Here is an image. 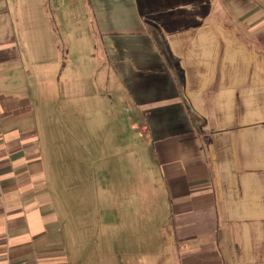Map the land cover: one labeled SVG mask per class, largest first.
I'll return each mask as SVG.
<instances>
[{
	"label": "crops",
	"instance_id": "0c3cea01",
	"mask_svg": "<svg viewBox=\"0 0 264 264\" xmlns=\"http://www.w3.org/2000/svg\"><path fill=\"white\" fill-rule=\"evenodd\" d=\"M86 1L106 79L135 106L134 151L149 146L156 170L149 186L104 175L92 192L111 199L108 220L72 219L29 53L30 15L50 33L45 0H0V264H264V0Z\"/></svg>",
	"mask_w": 264,
	"mask_h": 264
},
{
	"label": "rangeland",
	"instance_id": "374dc122",
	"mask_svg": "<svg viewBox=\"0 0 264 264\" xmlns=\"http://www.w3.org/2000/svg\"><path fill=\"white\" fill-rule=\"evenodd\" d=\"M88 6L86 0H45L50 33L44 26L45 19L30 15L29 53L38 61L35 68L42 82L40 108L44 115L39 130L51 180L65 202L70 198L69 190L78 201L73 220H95L97 216L108 220L105 203L111 204V199L106 201L103 193L92 192L94 186L108 179L103 176L110 175L109 186L113 187L123 181L124 174L132 181L141 172L142 184L149 186L156 167L149 146L143 145L141 155L134 151L138 147L134 139L136 121L131 128L128 112L135 106L117 80L106 79L98 29ZM50 21L57 37L53 27L50 30ZM30 88L35 99L34 86L30 84ZM124 152L126 161L120 157ZM112 154L116 160H93ZM113 214L118 220H130L125 210ZM151 218L157 220L155 224L161 221ZM154 230L152 227L153 234Z\"/></svg>",
	"mask_w": 264,
	"mask_h": 264
}]
</instances>
